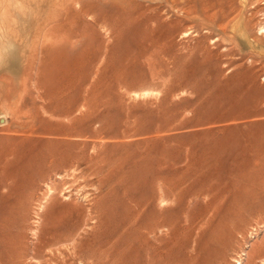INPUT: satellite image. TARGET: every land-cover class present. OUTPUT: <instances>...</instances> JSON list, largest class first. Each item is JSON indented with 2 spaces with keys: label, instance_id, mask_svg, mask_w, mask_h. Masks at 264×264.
<instances>
[{
  "label": "rangeland",
  "instance_id": "obj_1",
  "mask_svg": "<svg viewBox=\"0 0 264 264\" xmlns=\"http://www.w3.org/2000/svg\"><path fill=\"white\" fill-rule=\"evenodd\" d=\"M0 264H264V0H0Z\"/></svg>",
  "mask_w": 264,
  "mask_h": 264
},
{
  "label": "bare ground",
  "instance_id": "obj_2",
  "mask_svg": "<svg viewBox=\"0 0 264 264\" xmlns=\"http://www.w3.org/2000/svg\"><path fill=\"white\" fill-rule=\"evenodd\" d=\"M80 164H81V161L79 160V156L77 154L71 153L69 155H63L62 153H50L44 159L42 163V166H41V168L43 169L42 175L44 177H47V176L48 177H52V176L59 177L61 175L63 176V178L67 176L75 177L76 175L78 176V174H81L79 171ZM65 228H68V227H65ZM71 228L73 229V227ZM68 231L70 232V230ZM64 233L65 234L61 236L59 234L58 236L55 235V237H53L50 240L49 245L52 246L58 242L60 244V241H66V238L69 237L67 233V229L64 230Z\"/></svg>",
  "mask_w": 264,
  "mask_h": 264
}]
</instances>
